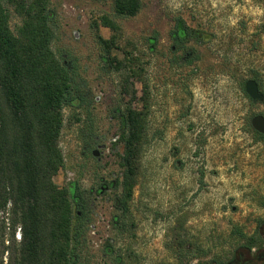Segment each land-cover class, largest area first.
I'll use <instances>...</instances> for the list:
<instances>
[{
  "label": "rangeland",
  "instance_id": "1",
  "mask_svg": "<svg viewBox=\"0 0 264 264\" xmlns=\"http://www.w3.org/2000/svg\"><path fill=\"white\" fill-rule=\"evenodd\" d=\"M50 13L53 48L86 95L83 109L65 110V166L55 177L61 187L78 181L86 195L81 264L226 263L238 247L233 228L250 236L264 225V141L249 130L264 101L240 87L253 78L264 92V0H144L134 17L117 15L112 0H51ZM102 15L121 24L113 55L135 51L149 84L147 136L126 214L116 202L130 96L120 93L122 73L103 60L92 27ZM179 17L201 35L188 42L190 64L173 48ZM20 21L13 15L12 27ZM136 87L141 96L139 80ZM103 181L115 184L99 191ZM0 235L10 238L8 221Z\"/></svg>",
  "mask_w": 264,
  "mask_h": 264
},
{
  "label": "trees",
  "instance_id": "2",
  "mask_svg": "<svg viewBox=\"0 0 264 264\" xmlns=\"http://www.w3.org/2000/svg\"><path fill=\"white\" fill-rule=\"evenodd\" d=\"M112 1L122 17L138 15L144 4V0ZM50 5L51 0H0V223L8 221L11 229L10 238L0 235V264H81L87 233L89 208L79 182L61 187L55 181L65 166L60 146L65 110L83 109L86 95L77 85L73 66L63 62L53 48L56 33ZM13 15L21 19L15 29ZM92 25L109 71L123 75L120 93L130 96L123 111L122 189L116 202L126 214L147 136L149 84L137 73L135 51H126L122 59L113 55L119 47L121 24L110 15H102ZM101 26L113 31L110 38L100 33ZM181 29L186 32L179 34ZM173 33L177 34L175 46L183 53L181 59L192 63L186 56L188 42L193 37L200 40L201 35H195L181 17ZM136 80L143 85L141 96ZM245 84L242 80L240 87L250 97ZM136 100L142 102L141 108L133 105ZM249 130L264 141L262 133ZM233 231L239 248L249 236L237 226ZM184 255L181 249L178 256Z\"/></svg>",
  "mask_w": 264,
  "mask_h": 264
},
{
  "label": "flooded vegetation",
  "instance_id": "3",
  "mask_svg": "<svg viewBox=\"0 0 264 264\" xmlns=\"http://www.w3.org/2000/svg\"><path fill=\"white\" fill-rule=\"evenodd\" d=\"M184 32L185 29H181L178 33ZM176 36L177 34L173 33L174 40ZM173 48L176 49V46ZM103 182L104 190L115 184V182L111 184ZM243 243L245 244L237 248L226 263L221 264H264V225H260L258 231L252 233Z\"/></svg>",
  "mask_w": 264,
  "mask_h": 264
},
{
  "label": "water",
  "instance_id": "4",
  "mask_svg": "<svg viewBox=\"0 0 264 264\" xmlns=\"http://www.w3.org/2000/svg\"><path fill=\"white\" fill-rule=\"evenodd\" d=\"M245 89L252 100L264 101V92L261 90L259 82L256 79H248L245 84ZM252 125L255 130L264 135V114H256L252 118Z\"/></svg>",
  "mask_w": 264,
  "mask_h": 264
}]
</instances>
